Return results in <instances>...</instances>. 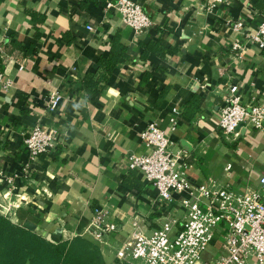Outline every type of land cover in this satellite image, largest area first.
Wrapping results in <instances>:
<instances>
[{
    "label": "crops",
    "instance_id": "obj_1",
    "mask_svg": "<svg viewBox=\"0 0 264 264\" xmlns=\"http://www.w3.org/2000/svg\"><path fill=\"white\" fill-rule=\"evenodd\" d=\"M133 1L151 20L140 32L124 22L118 0H0V62L8 84L0 86V201L39 234L95 242L89 228L96 207L117 226L109 236L114 245L128 237L134 215L150 229L166 216L182 219L186 193L162 198L129 168L130 154L149 150L141 133L150 123L168 134L191 185L237 193L260 185L264 128L226 135L218 126L232 84H239L243 101L264 105V50L246 43L264 21L257 0ZM117 32L129 56L95 90L84 78L100 77L98 60L109 56ZM235 42L248 46L239 52ZM148 43L156 46L143 54ZM54 92L63 98L50 111L46 100ZM38 124L58 141L32 159L25 139ZM18 212L30 219L19 220ZM101 252L105 260L112 255ZM226 254L217 234L202 264Z\"/></svg>",
    "mask_w": 264,
    "mask_h": 264
},
{
    "label": "built area",
    "instance_id": "obj_2",
    "mask_svg": "<svg viewBox=\"0 0 264 264\" xmlns=\"http://www.w3.org/2000/svg\"><path fill=\"white\" fill-rule=\"evenodd\" d=\"M114 6L134 31L140 32L151 25L139 3L118 0ZM241 26L239 22L235 27ZM246 39L248 45L263 51L264 21L255 31L246 34ZM247 44L235 42L233 49L242 52ZM0 86L8 87L1 62ZM230 92L221 110L220 130L231 135L249 125L263 129L264 105L257 100L243 101L237 83L230 86ZM62 98L59 92L50 94L46 100L47 109H56ZM141 138L149 150L130 154L129 168L138 170L147 182L155 185L162 198L171 199L173 192L186 193L182 200L186 213L182 219L166 216L152 229L143 216L134 215L129 218L132 229L128 237L114 245L109 236L117 226L107 220L104 208L96 207L89 234L101 251L106 248L111 251L106 264H202V256L217 234L224 237L227 254L216 264H252L251 260L264 264V174L258 188L249 187L243 193L229 186H193L177 163L179 154L169 149V136L160 126L150 123ZM57 141L54 132L38 124L30 130L25 147L33 159L50 153Z\"/></svg>",
    "mask_w": 264,
    "mask_h": 264
},
{
    "label": "trees",
    "instance_id": "obj_3",
    "mask_svg": "<svg viewBox=\"0 0 264 264\" xmlns=\"http://www.w3.org/2000/svg\"><path fill=\"white\" fill-rule=\"evenodd\" d=\"M256 6L264 12V0H257ZM155 46L156 43H148L143 54L153 51ZM128 56V46L117 32L111 39L109 56L98 60L102 74L96 79L93 74H87L85 84L96 90L119 61ZM18 218L23 221L30 219V215L24 217L18 212ZM0 264H106V261L96 242L82 236L51 240L0 212Z\"/></svg>",
    "mask_w": 264,
    "mask_h": 264
},
{
    "label": "rangeland",
    "instance_id": "obj_4",
    "mask_svg": "<svg viewBox=\"0 0 264 264\" xmlns=\"http://www.w3.org/2000/svg\"><path fill=\"white\" fill-rule=\"evenodd\" d=\"M0 204L3 206L0 205V212L6 216H9L13 221L17 222L14 218H13V211H12V207L9 206V202H4V201H0ZM5 207V208H4ZM10 208V211H7V208ZM45 237H47L48 239H51V240H56L58 241L59 240V237L58 236H55V235H52V236H49V235H44Z\"/></svg>",
    "mask_w": 264,
    "mask_h": 264
},
{
    "label": "water",
    "instance_id": "obj_5",
    "mask_svg": "<svg viewBox=\"0 0 264 264\" xmlns=\"http://www.w3.org/2000/svg\"><path fill=\"white\" fill-rule=\"evenodd\" d=\"M243 125V124H242Z\"/></svg>",
    "mask_w": 264,
    "mask_h": 264
}]
</instances>
